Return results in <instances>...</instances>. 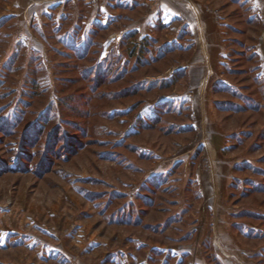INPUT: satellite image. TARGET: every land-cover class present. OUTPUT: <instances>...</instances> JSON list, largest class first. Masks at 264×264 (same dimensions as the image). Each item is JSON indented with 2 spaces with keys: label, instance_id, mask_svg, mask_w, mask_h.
I'll return each mask as SVG.
<instances>
[{
  "label": "rangeland",
  "instance_id": "1",
  "mask_svg": "<svg viewBox=\"0 0 264 264\" xmlns=\"http://www.w3.org/2000/svg\"><path fill=\"white\" fill-rule=\"evenodd\" d=\"M31 1L0 0V19L6 18L0 24V79L3 80V83L0 82V121L4 126L12 125L18 119L17 116L22 115V112L19 113L22 110L25 113L24 121L31 122L35 116L27 112L33 108L36 111H44L45 102L48 99L49 102L54 99L56 90L58 92L62 85H64L62 90L65 93L79 92L78 87H81L84 95L88 96L90 91L86 86H90L92 81H84L76 76L79 74L78 70L82 65L88 66L95 60L101 61L107 53L104 49L106 37L104 34V39H100V44L96 48H90L91 53L82 61L83 63L74 64L73 58L68 61L64 60L67 48L50 37L52 30H49L48 24L52 22L56 26L59 25L62 35L69 28V23L65 21L63 23L57 15L53 18L47 16L29 18L27 10L24 9ZM202 1L209 6H214L217 19L220 21V30L229 38L228 40L224 36L223 42L227 44L226 52L225 56H219L218 68L221 72L218 73L219 76L217 74V78L222 80L221 83L228 88L216 92L212 89L214 98L210 102L211 110H209L210 103L208 99L206 100L204 84L198 88L185 87L183 89L182 84L185 78L183 75L167 89L172 93H179L180 101H186L197 93L201 100L200 108L203 113L198 124L194 126L197 127L194 131L170 132V134L166 131L161 132V126H157L155 131L150 130L151 132L128 136L126 139L124 134L134 126L137 116V112L130 114L127 111L138 96L115 97L97 107H94V101L97 105L96 100L91 99L93 97L91 96L88 99V106L92 111L101 109L109 113L118 111L122 114L113 115L110 118L104 113L103 116L97 114L86 118L85 123L90 127V130L86 131L88 137L96 139V142H87L88 145L83 147L84 152L81 153L80 150V154L76 155L64 151L62 149L64 145L56 144L60 148H57L58 150L54 148L56 150L51 154L52 168L45 172L46 164H40L42 155L35 153V148L20 146L19 139L22 131H16L20 128L19 126H16V133L12 136L0 128V264H11L13 251H16L17 246L26 245L32 234L37 235L35 230L38 225L54 229L58 222L62 223L66 219L72 222L83 213H85L84 218L89 220L93 219L92 215H97L99 224L107 225L109 222L104 212H100L106 207V193L117 189L123 193L127 192L129 200L134 199L135 188L137 186L140 189L141 184L137 183L132 188L129 182L138 178L143 179L141 178L142 165H148V162L153 163L154 167L159 165V170H157L159 172L156 176L159 175L163 183L162 188L169 189L163 193L162 198L164 217L173 212L181 213L182 221L172 223L166 229L179 225L182 228L177 230L176 234L179 235L185 230L184 227L187 226L186 229L194 227L195 213L205 204H201L202 199L193 196L191 191L195 189L198 192L201 188L206 197L204 202L211 206L212 213L207 211L209 215L207 214L206 219L212 222L210 230L212 236L207 241L213 244L214 251H212L216 259L219 256L222 259H233L237 264H264V3L261 0ZM189 8L193 9L191 10L192 15L201 27L199 5L189 3ZM258 17L260 22L257 20ZM247 18L258 22L250 23ZM109 37L108 43L117 40L110 47L123 54L120 59L121 64L115 63L118 68L114 70L118 73L124 66L129 68L134 63L135 55L127 59L125 47L119 45L120 35L112 33ZM139 40L137 38L136 42L139 43ZM192 41L196 42L202 50L205 49L204 40L199 39V36L198 39L196 36L194 38L189 36L181 43L188 46ZM155 42L160 45L159 42ZM84 44L85 41H82L81 45ZM157 45L152 40L150 48L158 49L155 48L158 47ZM257 48L259 55L256 53ZM251 50L254 56H250ZM185 52L182 50L179 51L180 54H175V65L171 68L169 66L163 69L164 65L161 70L154 73L147 74L142 71L136 75L135 79L141 77L146 81H152V79L167 76L174 69L185 65L189 58ZM14 53L16 57H13ZM32 53L39 54L36 64L29 62ZM11 58L14 60L12 69L10 72H5L4 65ZM226 60L230 62L227 63ZM59 61H65L71 67H64V62L61 64ZM75 66L74 70L69 69ZM63 69L67 70L63 72ZM32 70L35 71L34 76L39 80L41 87L38 90L42 92V95L40 102L36 101L34 106L30 104L32 106L30 108L29 104L28 106L21 102H24L23 100L28 102L30 99V86L25 82V74L30 72L32 75ZM255 72L260 77V82L254 80ZM69 75L77 77L78 80L67 84L63 77ZM123 82L124 80L121 79L116 83H109L97 91L102 92L105 89L114 91L116 87L122 86ZM44 86L49 88L46 89ZM44 88L49 91V95L45 94ZM252 98L259 104L258 109L245 106L253 103L250 100ZM73 100L72 102L80 106L81 100ZM215 100L222 103L226 100L233 101L241 108L237 110H232L231 107L217 108ZM172 101L177 103V100ZM143 114L152 115L151 108L145 106ZM173 121L187 122V124L193 122L190 113L186 115L185 112L178 114L170 112L165 114L162 121L165 122V129H167L166 125ZM64 131L81 138L79 134L73 133L71 127L64 125ZM125 139V143L137 144L138 147L140 144L149 146L154 143L153 149L160 157L157 161L153 157L140 159L134 150L120 142ZM116 142L121 144L115 145ZM201 143L204 146V153L202 147L196 156L197 162L193 163V168H190L191 159L195 160L193 150ZM21 150L29 153L26 162L24 160L19 162V157L25 156L20 153ZM115 150L119 151L123 157L125 156L134 167H125L122 162L118 164L116 160L108 161L98 155V151H112L117 159L121 158ZM179 158L184 161V168L174 166L172 168L174 171H171L170 166L167 165H170V161L171 163L179 161ZM197 163L198 166L195 168ZM37 169L40 170V175L37 174ZM203 177L208 181V187L204 186ZM65 190L70 193L71 197L64 196ZM86 192L95 193L97 196L95 199H90L86 196ZM189 194L192 196L189 197ZM227 195V206H224V211L228 209L231 230L237 234L238 241L242 244L237 249L240 255H237V252L231 253L227 249L230 248L229 246L222 245L215 231V224L219 223L217 213L225 203ZM112 202L106 207L108 212L113 210ZM162 217L157 216L158 221H163L164 217ZM139 231L144 232L141 229ZM210 232L207 231L206 234L209 235ZM168 233L175 234L170 231ZM121 257L123 258V253ZM205 258L207 259L206 256ZM207 262H209L208 259ZM57 263H59L58 259Z\"/></svg>",
  "mask_w": 264,
  "mask_h": 264
},
{
  "label": "crops",
  "instance_id": "2",
  "mask_svg": "<svg viewBox=\"0 0 264 264\" xmlns=\"http://www.w3.org/2000/svg\"><path fill=\"white\" fill-rule=\"evenodd\" d=\"M31 2L24 9L27 10L29 18L34 16L53 18L57 15V18L63 23L65 20V22H69V28L76 25L83 33L96 26H103L107 32L104 44L106 52L117 41L108 43L110 34L117 33L122 36L129 31H136L137 38L150 37L155 45H157L155 41L159 42L160 45L155 48L160 49L166 45H174L173 54H180L179 51L182 50L186 51L185 53L189 58L186 60L185 65L181 66L185 69L183 89L185 87L198 88L204 84L207 96L205 98L208 99V103L212 102L214 98L212 92L214 84L223 82L217 78V74L221 72V69L219 71L218 68L219 56H225L226 52L227 44L223 42L226 34L220 30V21L217 19L214 6H209L204 3L205 1L32 0ZM189 3L198 4L201 9V27L192 15L191 10L193 9L190 10ZM63 17H65V20H63ZM189 36L193 38L196 36L197 39L199 36V39H203L205 49L202 50L193 41L188 46L182 45L181 41L188 39ZM226 39L229 40L227 36ZM256 53L259 55L258 48ZM174 65H170L169 68ZM154 97H150L142 106V112L145 106H151L159 99L170 98L171 100H177L176 102L181 99L179 93H172L169 90L158 91ZM200 102L197 93L186 100L194 126L202 118L203 112H201ZM210 108L211 103L209 110H211ZM210 113L212 114V111ZM153 146L154 143L149 146L139 145L141 150L150 151L151 157L157 161L160 156L154 151ZM202 147L204 153L202 143L195 146L193 150L195 160L191 159L190 168H193V163L197 162L196 156L199 154L197 152L201 151ZM179 159V161L172 163L170 161V165L167 166L172 169L175 164L179 163L178 167L184 168V161L182 158ZM148 163V165H142L141 178L143 177V179L129 182L133 186L132 188L135 184L139 183L140 185L142 181L156 176L159 172L157 171L159 165L154 167L153 163ZM197 166L198 163L195 168ZM203 183L205 187L209 186L204 177ZM138 190L139 188L136 186L135 193ZM198 193L199 198L202 199L201 204H205V206L203 205L204 207H200L198 208L199 211H196L194 227L189 229H186L187 226L184 227L185 230L179 235L168 233L169 231L173 232L172 227L166 229L165 233H158L137 225H121L115 222L103 225L99 224L97 215H92L93 219L89 220L84 218L85 213H83L82 215L79 214L78 219L72 222L70 219H66L62 223L58 222L55 224L54 229H50L45 225H38L37 230H35L37 235L32 234L26 245L17 246L16 251H13L11 264H56L57 259L59 260L57 264H209L205 258L203 243L210 240L212 236L210 232L212 222L206 219L207 214L209 215L212 211L211 206L204 202L206 197L201 188ZM64 196L66 198L71 197L67 190H65ZM227 199L228 195L224 200L225 205L223 204L217 213L219 223L215 224V231L219 235L222 245L229 246L230 248L227 249L231 253L237 252L236 254L240 255V251L237 249L242 244L238 241L237 234L231 230L228 209L224 211V206H227ZM140 229L144 232L139 231ZM207 231L210 232L209 235L206 234ZM185 233H187L186 236ZM121 253H123V258ZM217 260L220 264H237L233 259H222L219 256Z\"/></svg>",
  "mask_w": 264,
  "mask_h": 264
},
{
  "label": "trees",
  "instance_id": "3",
  "mask_svg": "<svg viewBox=\"0 0 264 264\" xmlns=\"http://www.w3.org/2000/svg\"><path fill=\"white\" fill-rule=\"evenodd\" d=\"M233 2L235 0H232ZM6 18L0 19V24H2L5 21ZM49 20V18H47ZM63 20H65V17H63ZM259 22L261 21L258 17ZM257 20H254L252 18H247V21L250 23L256 22ZM66 21V20H65ZM50 22V21H49ZM258 22V21H257ZM51 23V25H49ZM48 26H50V37H53L55 40H57L62 46L65 45V59L68 61V59L73 58L72 60L74 64L83 63L82 61L87 58V56L91 53L90 48L94 47L96 48L97 45L100 44V39H104L103 35L106 34V29L99 25L96 26L93 29H90L87 32H84L76 25L73 27H70L65 30L64 33L61 35L60 26L54 25L52 22H50ZM69 23V22H68ZM256 24V23H254ZM59 32V33H58ZM105 37V36H104ZM106 38V37H105ZM137 39V32L136 31H129L126 34L121 36V40L119 42L120 46L125 47V52L127 53V59H130V56L135 55L134 63L128 68L124 66L120 71L117 73L114 68H118L115 63L119 62L121 64L120 59L123 56L122 52H116L114 48L110 47V49L106 53V57L104 59H100L101 61L95 60L94 63L90 65H82L80 66V70H78L79 74L76 76H79L84 81H92V84L90 86H86L90 93L88 96H85L82 88L78 87L79 92H64L62 90V86H60L59 91L55 92V98L45 102V109L44 111L40 112L39 110L36 111L35 108L31 109V111L27 112L28 114L31 113L34 115V119L31 122L26 123L24 121V115L25 113L22 111H19V113L22 112V115L19 114L17 116V120L12 123V125L7 124L6 126L3 125V122L0 121V128L6 132V134L14 135L16 126H19L20 128L16 131H22V135L19 139V144L21 147H32L35 148V153L38 152L42 155V158L40 160V164L45 165V172L49 171L52 168V159L51 154L60 147H57L56 144H59L58 146L64 145L62 149L64 151H67L69 154H80L83 150H85L83 147L84 145H88L87 142L93 141L96 142V139H93L92 137H88V133L86 131L90 130V127H88L85 123L86 118H91V115H97L102 114V116L105 115L107 117L117 116L122 114V112H105V110H95L92 111L88 106V99L91 97V99L96 100L94 101V107L102 105L101 103H105L112 98L115 97H129V96H138L137 100L134 101V103L131 105L130 109L127 111L130 114H134L137 112V116L135 117L136 123L133 127H131L128 132H126L125 138L128 136H133L137 134H141L144 132L155 131L157 126L160 127V131L166 133H181L185 131H194V125L192 122L185 123H178L176 121H173L169 124H167V129H165V122H162L165 118V114H168L170 112H174L175 114L185 112L190 113V108L188 103L186 101H179L175 103L174 101L170 99H159L156 103L149 106L152 110V115H145L141 111L142 106L145 104L146 99L150 97H154L157 95L158 91H163L169 89L175 81L178 80V78L182 77L185 74L184 68H177L171 73H169L167 76L161 77V78H155L152 81H146L142 79L141 77L138 79L137 74L139 72L143 73H154L158 70H161L169 67L170 65L174 64L175 61V54H173L174 45H166L163 48L160 49H151L150 43L152 42V39L148 36H142L139 37V43L136 42ZM85 41V44L82 46L81 42ZM241 44V42H240ZM119 46V47H120ZM54 47V46H52ZM97 50V49H94ZM250 50V49H248ZM96 53V51H94ZM39 55V54H38ZM38 55L36 53H32V55L29 57V62L36 64L38 62ZM255 54L252 53V50L250 51V56H254ZM13 57H16V53L13 54ZM13 58L9 59L7 63L4 65L5 72H10L12 69V63ZM97 61V62H96ZM61 64L64 62V67H69L68 63H65V61H59ZM127 62V60H126ZM71 67V66H70ZM76 68H69L70 70H74ZM67 69H63V72H65ZM141 70V71H139ZM4 72V73H5ZM32 75L30 72H27L25 74L26 77V83L28 86H30V99L29 101L21 102L22 104L26 105H32L34 106L36 101L40 102L42 92H40L38 89H40V84L38 83L39 80L36 79L34 76L35 71L32 70ZM67 73V72H66ZM68 75V74H65ZM254 80L257 82H260V77L255 72ZM67 84L75 83V81L78 80L77 77L72 76H64L63 77ZM123 79L124 84L122 86L116 87L114 91L110 90H104L102 92H98L97 90L100 88H103L107 84L116 83L117 81ZM0 82L3 83V80L0 79ZM122 82V81H121ZM78 86V85H77ZM46 89L49 88L48 86H44ZM59 87V86H58ZM120 87V88H119ZM44 88V89H45ZM228 86L224 85L221 82H217L212 87L213 91L216 92L217 90H227ZM45 89V94L49 95V91ZM57 89V87L55 88ZM212 91V92H213ZM75 93V95H74ZM141 93V94H140ZM140 94V96H139ZM148 96V97H147ZM81 100L80 106L76 105V103L72 102V100ZM73 100V101H74ZM251 102L250 105H245L248 108L258 109L259 104L256 103L255 99H250ZM101 101V102H100ZM217 108H229L231 107L232 110H237L241 108L240 106H237V104H234L233 101H224L219 102L218 100L214 101ZM28 105V106H29ZM29 106L30 108L32 106ZM21 115V117H20ZM68 116V117H67ZM69 117H73L72 119ZM77 118V119H75ZM190 118V117H189ZM83 124H82V122ZM163 123V125H160ZM19 124V125H17ZM64 125L67 127H71L74 134H79V136H74L71 133L68 134L64 131ZM13 128H11V127ZM158 130V129H157ZM150 131V132H151ZM170 133V134H171ZM26 134V135H25ZM28 134V135H27ZM83 137V138H82ZM84 138H90V139H84ZM127 139V138H126ZM126 139L122 142V144H125L129 146L132 150L136 152V154L140 157V159H148L151 157V152L148 150H141L140 147L137 146V144H127ZM86 142V143H85ZM115 143V145L118 144V146L121 143ZM56 145V147H54ZM92 146V145H91ZM56 148V149H54ZM57 149V150H58ZM88 152V150H86ZM84 152V151H83ZM118 154V156H121V158L117 159L112 151H98V155L100 157L109 160H116L120 164L121 162L124 164L125 167H131L134 165L124 156L121 155V153L117 150H115ZM21 154H25V156L19 157V162H22L24 160L27 161V157L29 156V153L27 151H20ZM91 153V152H90ZM198 153V152H197ZM28 154V155H26ZM35 155V154H34ZM33 155V159H34ZM90 154H88L89 156ZM87 156V157H88ZM40 159V157H39ZM90 162H92L90 160ZM179 163L177 165L175 164L176 168L178 167ZM173 166V167H174ZM172 167V168H173ZM40 168H42L40 166ZM171 171H174V169H171ZM37 174L40 175V170L37 169ZM157 176H153L151 178H148L145 181H142L141 188L135 193L134 199H128L129 196L127 193H123L122 191H119L117 189L112 190L107 194V200H106V207L107 205L112 202L113 203V210H110L108 212L107 208L104 207L100 212H104V216H106L108 222H115L118 224H129V225H137L141 226L142 228L158 232V233H165L166 228H168L169 225L179 223L182 221L181 213H172L170 215H165V211L162 208V198L164 197L165 192H167L169 189L162 188V181ZM139 179V178H138ZM191 194L196 197H199V193L197 190L191 191ZM189 194V197L192 196ZM86 196L91 198H96L97 194L86 192ZM164 212H163V211ZM161 213V215L159 214ZM157 216L160 218L161 216L164 217L163 221H158ZM162 217V218H163ZM166 218V219H165ZM185 224V223H184ZM178 229H182L179 226H172L173 232L175 234L177 233ZM172 232V231H171ZM172 232V233H173ZM189 234V233H188ZM186 236V233H185ZM190 236V235H188ZM187 236V237H188ZM205 248V256L208 259L209 264H220L219 261L215 257V253L213 254V244L210 241H205L204 243ZM213 250V251H212Z\"/></svg>",
  "mask_w": 264,
  "mask_h": 264
},
{
  "label": "built area",
  "instance_id": "4",
  "mask_svg": "<svg viewBox=\"0 0 264 264\" xmlns=\"http://www.w3.org/2000/svg\"><path fill=\"white\" fill-rule=\"evenodd\" d=\"M264 3V0H261Z\"/></svg>",
  "mask_w": 264,
  "mask_h": 264
}]
</instances>
